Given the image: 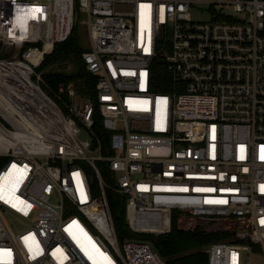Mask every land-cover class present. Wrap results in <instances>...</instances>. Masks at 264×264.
<instances>
[{"label": "built area", "instance_id": "obj_1", "mask_svg": "<svg viewBox=\"0 0 264 264\" xmlns=\"http://www.w3.org/2000/svg\"><path fill=\"white\" fill-rule=\"evenodd\" d=\"M81 16L96 94L65 101L39 70ZM0 189V264H169L137 236L170 233L174 213L229 234L208 264H264V0H0ZM108 190L126 201L121 243Z\"/></svg>", "mask_w": 264, "mask_h": 264}, {"label": "trees", "instance_id": "obj_2", "mask_svg": "<svg viewBox=\"0 0 264 264\" xmlns=\"http://www.w3.org/2000/svg\"><path fill=\"white\" fill-rule=\"evenodd\" d=\"M77 36V25L73 28L69 38L55 45L52 54L47 55L40 71L43 72V80L49 94H60V87H64L62 99L67 101L65 94L70 85H73L76 94L81 97H89L94 100L96 94L97 77L86 70L82 53L85 52ZM75 62L71 72L66 71L69 61ZM56 67L57 70H51ZM155 85L153 91L158 94L170 93L172 82L162 60L153 66ZM94 131L101 139L103 150L107 154L111 134L105 131L97 119ZM98 168L103 179L110 183L108 170L105 164H99ZM110 210L115 225L119 242L132 238V232L128 226L125 215L126 201L112 190L107 191ZM179 214L172 217L171 231L165 235H139L138 239L149 241L153 244L157 253L169 264H208V246L216 241H225L230 238L226 232H207L202 227H197L189 232L178 225Z\"/></svg>", "mask_w": 264, "mask_h": 264}, {"label": "rangeland", "instance_id": "obj_3", "mask_svg": "<svg viewBox=\"0 0 264 264\" xmlns=\"http://www.w3.org/2000/svg\"><path fill=\"white\" fill-rule=\"evenodd\" d=\"M83 19H84V16H81L79 18L78 25H77V36H78V39H79V42H80L82 48L84 50H87L88 47L90 46V36H89L88 30H87V27L81 24V21ZM68 64L69 65L71 64L73 66V68L75 66L74 60L73 61H69L67 63V65ZM51 70H57V69H56V67H53V68H51ZM86 138H87L86 135H82V139H86ZM7 218L12 223L16 221V217L10 212H8ZM14 224L16 225V230H24V229L28 228L26 225H24L22 223H14ZM216 242H218V241H216ZM225 242H228V241H225ZM253 250H254L255 254H258V252H261V249L257 248V247L253 248ZM256 257L259 258L260 254L259 255H255V258Z\"/></svg>", "mask_w": 264, "mask_h": 264}, {"label": "snow or ice", "instance_id": "obj_4", "mask_svg": "<svg viewBox=\"0 0 264 264\" xmlns=\"http://www.w3.org/2000/svg\"><path fill=\"white\" fill-rule=\"evenodd\" d=\"M41 11H42V9H39V8H35V9H33V10H32L33 18H35V13H37V12H41ZM0 192H2V189H0ZM0 198H2V195H0ZM262 223H264V221H262ZM2 257H3V253L0 252V259H2Z\"/></svg>", "mask_w": 264, "mask_h": 264}, {"label": "water", "instance_id": "obj_5", "mask_svg": "<svg viewBox=\"0 0 264 264\" xmlns=\"http://www.w3.org/2000/svg\"><path fill=\"white\" fill-rule=\"evenodd\" d=\"M76 21H77V18H76Z\"/></svg>", "mask_w": 264, "mask_h": 264}]
</instances>
